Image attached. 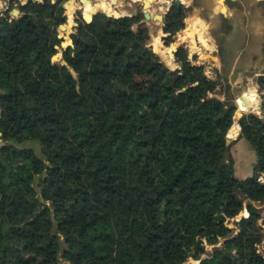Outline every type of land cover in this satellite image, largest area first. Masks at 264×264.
<instances>
[{"label":"trees","instance_id":"obj_1","mask_svg":"<svg viewBox=\"0 0 264 264\" xmlns=\"http://www.w3.org/2000/svg\"><path fill=\"white\" fill-rule=\"evenodd\" d=\"M171 6L165 41L183 26ZM19 8L0 17V264H264V94L262 118L237 121L256 155L239 179L235 106L209 97L218 82L179 52L181 71L154 80L162 63L141 12L75 18L62 49L63 0ZM59 50L77 78L52 62ZM256 83L264 91V75ZM244 208L234 233L225 221Z\"/></svg>","mask_w":264,"mask_h":264},{"label":"rangeland","instance_id":"obj_2","mask_svg":"<svg viewBox=\"0 0 264 264\" xmlns=\"http://www.w3.org/2000/svg\"><path fill=\"white\" fill-rule=\"evenodd\" d=\"M27 1L28 0H0V17L6 16V12H8L7 15L11 19L19 17L23 14L19 6L25 4ZM107 1L112 3V6L115 8L114 11L117 13V15L121 14V16H130L139 12L143 14L144 11L151 14V18L148 20L143 19L141 21V25L145 27L149 33V46H151V48L153 47L152 50L154 49V44L159 45L162 50L169 48V50L167 49L163 52H156L153 50L159 56L162 67H165L168 70L180 72L182 69L183 57L180 58L179 56H176V53L179 52L180 54L184 55L186 62L190 61L191 64L198 67V71L203 75L204 78L209 80H216L218 82L216 89L214 90V92L209 94V97H215L221 100L229 99V102L235 106L234 122L231 126L234 127L231 131L230 128L227 133L229 134L228 138L234 140L230 144L229 149V155L233 163L234 175L239 179H244L248 176L253 175V165L256 161V155L251 145L244 138L237 139L238 133L240 132V126L237 122L239 115L237 116L236 112L237 110H239L241 114L254 113L262 118L263 115L260 106L262 102L261 95L264 94V91H261V93L255 92V89H259V86L256 87V83H254L255 81L253 82L251 78H247L246 75L243 74V72H228L229 70L225 69V67H222L219 61L221 55L225 59L229 58L231 60L230 53L227 54V50H229V48L232 49L234 48V46L236 47V45L237 47H239L244 41H252V43H255L253 41V33H250V29L246 30L245 33L243 32L245 36L243 35L244 37H242L241 40L237 42L233 40L232 35L231 37H229V39L227 37L229 34L235 32L234 29L237 28V24L244 19L247 11L248 16L251 19V17L254 16V11L256 8L264 7V1L221 0L225 8L224 11H221L219 9L218 0H181L180 5L184 9V16L182 20L183 26L172 36H170V38L166 41L163 40V38L168 34L163 30V20L155 18L154 15L162 14L164 18L165 14L170 10V8L172 7L171 5L175 2V0H154V3L152 2L151 5L145 9L141 4L142 2L139 0H136L135 2H132L131 0ZM69 3L74 4V8L72 10H69L67 6ZM81 3V0H63V13H66V21L63 25L66 27V31L63 32L58 27V32L60 35L63 34L66 38H72L71 33H74L73 26L76 24L75 18H79L80 16L83 17V15L85 14L81 9ZM16 10L19 11L17 17L13 14ZM96 13L94 12L92 14L94 15ZM102 13H105L108 16H112L113 14L107 13L103 10ZM69 15H71L70 18ZM190 16L198 17L204 22H202L203 29L205 28L204 33L207 34L208 42L212 44V48L208 42H200L197 39V35L193 33L192 37L194 38L195 46H197V49L192 50V47L194 46L191 43V40L188 39L187 42L180 41V43L177 45L178 47L176 46L178 48L177 51L174 52L172 49H170V46L173 42H175L177 34L186 31L187 29L191 30V28H187L186 22L187 18H189ZM134 28H136V25L134 26ZM158 31H160L159 34ZM57 53L59 55H62L60 50ZM224 55H226V57ZM212 56H215L216 59H213ZM199 65H201L203 68ZM251 97H255L257 101L253 102V100H250ZM248 100H250L249 103H246ZM1 141L2 139L0 138V142ZM24 146L34 148L38 155L41 156L40 146L36 141H27ZM257 181L264 182V174L259 175ZM247 202L248 200H244V204H246ZM255 206L258 208L259 213L261 214V218L258 220V226L262 228V231L264 233V205L255 204ZM245 211L246 210L244 208V210L238 213L235 217L226 219V225L230 228H233L234 233L238 232L236 222L240 217L246 216L244 215ZM221 243L222 242L220 241L215 245L207 244L205 246L206 252L201 255V258L208 256V254H211L216 246H221ZM258 248L260 252H263L264 238L261 244L258 245ZM198 262L199 261H195L191 258L183 264H198ZM59 264L70 263L64 260L62 256H59Z\"/></svg>","mask_w":264,"mask_h":264},{"label":"crops","instance_id":"obj_3","mask_svg":"<svg viewBox=\"0 0 264 264\" xmlns=\"http://www.w3.org/2000/svg\"><path fill=\"white\" fill-rule=\"evenodd\" d=\"M248 17L247 11L244 19L237 24V28L234 29L233 27L235 32L229 34L227 38L229 39V37L232 35L233 40L237 42L245 36L243 32L245 33L246 30L250 29V33H253V41L256 44L252 43V41H244L239 47L236 45V47L234 46L232 49L229 48V50H227V54L230 53L231 60L229 58H227V60L221 55L219 62L222 67H225V69L229 70L228 72H243L247 78H251V80H253V82L255 81L254 83H256V77L258 75H264V7L256 8L254 11V16L251 17V19L250 17L248 19ZM226 55L224 56L226 57ZM257 86L258 85L256 83V87ZM255 90V92L261 93L260 89Z\"/></svg>","mask_w":264,"mask_h":264},{"label":"bare ground","instance_id":"obj_4","mask_svg":"<svg viewBox=\"0 0 264 264\" xmlns=\"http://www.w3.org/2000/svg\"><path fill=\"white\" fill-rule=\"evenodd\" d=\"M95 1V0H94ZM90 1V0H84V1H81V9L82 11L85 13L84 14V17L87 21H90L91 20V17H92V13L94 12H98V11H105L107 13H115L117 14L115 11H114V7L112 6V3L107 1V0H97V1ZM132 2H135L136 0H131ZM141 1L142 5L144 6V9L145 8H148L151 3L153 2L154 3V0H139ZM186 1V0H185ZM219 2V9L221 11H224L225 8H224V5L222 4V1L221 0H218ZM156 3V2H155ZM187 3V2H186ZM131 4V3H130ZM161 4V3H160ZM68 8L69 10H72L74 8V4L73 3H69L68 5ZM121 7V6H120ZM217 7V6H216ZM152 8V7H150ZM149 8V9H150ZM163 8V7H162ZM161 8V9H162ZM164 9V8H163ZM121 10V9H120ZM118 11V10H117ZM150 11V10H149ZM145 12V11H144ZM123 13V12H122ZM152 13V12H151ZM121 15V14H120ZM124 15V14H123ZM194 16V15H192ZM71 17V15H69V18ZM156 21V20H155ZM187 22V28H191V30H186V31H183V32H180L177 34L176 36V40L175 42L172 43V45L170 46V49H174V48H177L178 44L180 43V41H188L191 40V43L193 44L194 47H192V50L194 49H197V46H195V42H194V38L192 37V34L195 33L197 35V39L200 41V42H208V36L207 34L204 33V30L205 28L203 29V21L200 20V18L198 17H189L187 18L186 20ZM203 22V23H202ZM160 31H158V34H159ZM159 38V37H158ZM210 39V38H209ZM160 40V39H159ZM160 43V42H158ZM209 43V42H208ZM211 48H212V44L209 43ZM177 46V47H176ZM153 48V47H152ZM169 50V48H167ZM167 49H164V50H167ZM199 49V48H198ZM154 51L156 52H163L164 50H162L160 48L159 45L157 44H154ZM171 55V54H170ZM213 59H216L215 56H212ZM239 99V98H238ZM244 100V99H243ZM250 100H253V102H256V98L255 97H251ZM248 100L246 103H249ZM242 102V101H241ZM243 104V103H242ZM258 109V108H257Z\"/></svg>","mask_w":264,"mask_h":264},{"label":"water","instance_id":"obj_5","mask_svg":"<svg viewBox=\"0 0 264 264\" xmlns=\"http://www.w3.org/2000/svg\"><path fill=\"white\" fill-rule=\"evenodd\" d=\"M37 1H39V0H37ZM56 0H52V2H55ZM81 1H84V0H81ZM175 3L177 4V5H179L180 3H181V0H175ZM18 10H16L13 14H14V16H16L17 17V14H18ZM98 12H102V11H98ZM96 13V12H95ZM64 15L66 16V14L64 13ZM143 15H144V18L146 19V20H148V19H150L151 18V14L149 13V12H143ZM112 16L113 17H121V15H117V14H115V13H113L112 14ZM154 17L155 18H157V19H159V20H163V15L162 14H155L154 15ZM85 21H87L86 19H85V17H84V15H83V17H82ZM92 18H93V14H92V17H91V20H92ZM90 20V21H91ZM87 22H89V21H87ZM59 28H60V30L61 31H66V27L62 24V25H60L59 26ZM73 30H74V33H71V34H75V35H77L78 34V30H77V28H76V24L73 26ZM58 38H61L62 39V41H61V43H60V47L62 48V49H65V48H67L68 46H73L74 44H73V39L72 38H66L63 34H58ZM177 49L178 48H174V49H172L174 52H176L177 51ZM51 60H52V62H59V63H61V64H64V65H66L67 66V68H68V70L71 72V74H72V76L74 77V78H77V74L75 73V71L73 70V68L72 67H70L69 65H67L66 63H65V61H64V59H63V56L60 54H58V53H56V54H54L52 57H51ZM165 67H162V69H161V71L157 74V76L155 77V81L159 78V76L162 74V73H164V71H165ZM243 114H241V115H239V118L242 116ZM238 131H239V129H238ZM237 131V132H238ZM228 137V136H227Z\"/></svg>","mask_w":264,"mask_h":264}]
</instances>
